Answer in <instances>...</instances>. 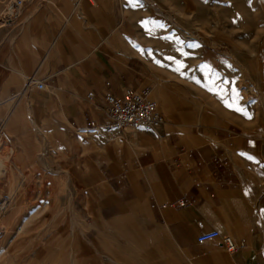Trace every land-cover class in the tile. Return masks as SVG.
I'll list each match as a JSON object with an SVG mask.
<instances>
[{
    "label": "rangeland",
    "instance_id": "374dc122",
    "mask_svg": "<svg viewBox=\"0 0 264 264\" xmlns=\"http://www.w3.org/2000/svg\"><path fill=\"white\" fill-rule=\"evenodd\" d=\"M9 1L0 0V29L17 30L28 20L30 2L19 19L1 23ZM114 4L138 13L137 42L156 77L152 98L166 118L154 136L177 140L178 127L194 135L230 128L235 136L249 137L259 157V141L264 140V0ZM10 86L0 81V264H147L121 238V223L129 219H116L117 210L105 209L113 203L108 195L126 181L124 173L108 177L111 168L122 174L118 146L120 153L133 156L126 145L134 135L40 126L23 90L10 91ZM233 89L251 119L225 106ZM158 100L168 114L177 115L175 120Z\"/></svg>",
    "mask_w": 264,
    "mask_h": 264
},
{
    "label": "crops",
    "instance_id": "0c3cea01",
    "mask_svg": "<svg viewBox=\"0 0 264 264\" xmlns=\"http://www.w3.org/2000/svg\"><path fill=\"white\" fill-rule=\"evenodd\" d=\"M114 1L31 0L24 25L0 29V81L23 90L40 126L88 130L104 123L107 97L156 88L137 42L138 13ZM177 129V140L134 137L126 145L133 156L118 146L122 174L111 168L108 177L126 181L105 209L129 219L122 240L147 264H264V140L258 157L230 128ZM213 230L246 248L198 243Z\"/></svg>",
    "mask_w": 264,
    "mask_h": 264
},
{
    "label": "built area",
    "instance_id": "2783aa9c",
    "mask_svg": "<svg viewBox=\"0 0 264 264\" xmlns=\"http://www.w3.org/2000/svg\"><path fill=\"white\" fill-rule=\"evenodd\" d=\"M29 1L10 0L4 9L1 23H10L19 19ZM37 85L40 90L44 88L43 84ZM88 98L91 99L92 96L88 95ZM105 117L102 125L89 122L87 129L90 131L101 130L106 133L128 131L137 137L143 134L157 133L166 125V118L153 100L152 90L149 88L143 90L127 88L122 99L113 96L107 97ZM214 240L219 241L221 247L230 253H237L246 248L244 242H238L230 236H223L218 230L203 233L197 239L201 244Z\"/></svg>",
    "mask_w": 264,
    "mask_h": 264
},
{
    "label": "snow or ice",
    "instance_id": "6c2138e0",
    "mask_svg": "<svg viewBox=\"0 0 264 264\" xmlns=\"http://www.w3.org/2000/svg\"><path fill=\"white\" fill-rule=\"evenodd\" d=\"M183 67V65H179L178 68L176 69L177 71H179L181 68ZM199 83V81H197ZM210 91H212V89H209ZM217 94L219 95L220 92L218 91ZM222 99H224L223 97H221ZM224 103L226 107L232 108L233 110L242 113L243 115L247 116L249 119H251V116L244 110L243 107L240 106L239 104V93L233 89V96L231 100L228 99H224ZM249 159H251V157H249Z\"/></svg>",
    "mask_w": 264,
    "mask_h": 264
},
{
    "label": "bare ground",
    "instance_id": "6f19581e",
    "mask_svg": "<svg viewBox=\"0 0 264 264\" xmlns=\"http://www.w3.org/2000/svg\"><path fill=\"white\" fill-rule=\"evenodd\" d=\"M31 1V0H30ZM29 1V2H30ZM23 13V12H22ZM32 82V84H30ZM30 83H29V86H33L34 84L33 83H35L34 81H31ZM152 90V89H151ZM212 97H214V96H212ZM159 101V100H158ZM160 102V104L162 105V109H163V111L167 114V115H170V114H168V112H167V110H166V107H165V105L163 104V100H160L159 101ZM165 104H166V102H165ZM215 105V104H214Z\"/></svg>",
    "mask_w": 264,
    "mask_h": 264
}]
</instances>
